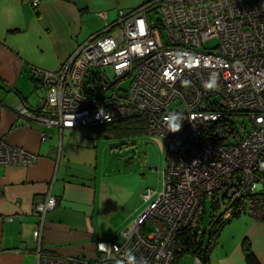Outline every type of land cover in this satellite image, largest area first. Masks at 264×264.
Instances as JSON below:
<instances>
[{
  "label": "built area",
  "instance_id": "2783aa9c",
  "mask_svg": "<svg viewBox=\"0 0 264 264\" xmlns=\"http://www.w3.org/2000/svg\"><path fill=\"white\" fill-rule=\"evenodd\" d=\"M209 40L214 46H206ZM35 73L46 96L38 111L22 103L26 117L64 129L145 116L147 133L166 138L161 192L145 190L147 208L121 240H98L95 255L43 252L44 221L56 198L37 205L41 264H127L128 250L148 264H174L179 232L198 228L209 202L218 209L214 215L224 211L228 218L242 203L264 220V0H150L120 10L57 70ZM122 79L130 80L128 88L119 86ZM169 113L183 115L179 132L166 126ZM237 116H247L250 125L237 141L221 137ZM37 159L0 137V165ZM145 221L154 224L149 235L142 232ZM100 243L115 247L102 251Z\"/></svg>",
  "mask_w": 264,
  "mask_h": 264
},
{
  "label": "crops",
  "instance_id": "0c3cea01",
  "mask_svg": "<svg viewBox=\"0 0 264 264\" xmlns=\"http://www.w3.org/2000/svg\"><path fill=\"white\" fill-rule=\"evenodd\" d=\"M147 1L0 0V137L38 154L31 165H0V264H41L34 236L41 220L36 207L48 195L56 204L46 213L43 252L93 256L97 241L105 239L97 224L105 209L119 207L115 183L89 179L80 169L94 167V148L78 147L74 134L79 127L47 126L22 115L19 107L24 102L36 111L46 96L36 68L57 70L107 21L118 19L120 10H134ZM245 211L221 228L208 264H247L246 245L264 264V220ZM190 256L194 264H203Z\"/></svg>",
  "mask_w": 264,
  "mask_h": 264
},
{
  "label": "rangeland",
  "instance_id": "374dc122",
  "mask_svg": "<svg viewBox=\"0 0 264 264\" xmlns=\"http://www.w3.org/2000/svg\"><path fill=\"white\" fill-rule=\"evenodd\" d=\"M151 15L155 21L159 17L156 10H152ZM102 26L103 24L100 28ZM215 43V40H209L206 46L211 47ZM107 76L113 80L110 69ZM129 84V79H122L119 82L122 88H128ZM233 121L241 132L245 124L250 125L247 116H237ZM77 130L74 137L78 147H93L96 153L92 157L95 161L94 167L88 169L80 165V169L88 173L89 179L98 176L101 181L116 184L113 193L119 209H105L103 218L97 225L104 231L103 238L121 240L123 232L132 222L133 215L149 205L150 200L144 198V191L153 189L157 196L162 190L163 170L166 165V138L148 134L146 131L116 134L91 127H79ZM211 209L209 202L203 219L205 228L210 222ZM153 229L154 224L151 221H145L142 225V232L145 235L151 234ZM184 257L182 264H194L196 261L188 254Z\"/></svg>",
  "mask_w": 264,
  "mask_h": 264
},
{
  "label": "trees",
  "instance_id": "16d2710c",
  "mask_svg": "<svg viewBox=\"0 0 264 264\" xmlns=\"http://www.w3.org/2000/svg\"><path fill=\"white\" fill-rule=\"evenodd\" d=\"M95 80V79H94ZM98 81H95L97 85ZM41 108H38L36 111L40 110ZM231 121V120H230ZM233 123V121H231ZM230 122L229 124V130L225 131V134L221 135V137L225 139H231L233 138V141H237L238 137L242 135L241 131L239 130L238 126L234 123L232 124ZM94 128L99 131H106L109 133H116V134H125V133H131V132H147V118L145 116H137V117H131L127 119H120L118 121L112 122V123H105L100 124L96 126H87ZM65 129V128H64ZM211 204V212H210V222L208 224V227L205 228L203 226V218L200 223V226L194 230L190 229H184L179 232L177 236V245L179 249L176 250L175 258H174V264H178L180 259L184 257L185 255H194L198 258H202L203 252H204V246L206 242L208 241V253L211 251L218 233L220 232L221 228L229 222L233 217L240 214L243 210V204L240 203L236 209H234L232 216L228 218H224L222 216H219V214H215V212H218V209H215V204L210 202ZM207 212V210H206ZM205 212V213H206ZM208 230H210V236L208 240ZM245 250V259L247 264H260L259 260L257 259L254 251L251 249L249 245H246L244 247ZM209 258L207 261V264L209 263Z\"/></svg>",
  "mask_w": 264,
  "mask_h": 264
},
{
  "label": "clouds",
  "instance_id": "9594fccd",
  "mask_svg": "<svg viewBox=\"0 0 264 264\" xmlns=\"http://www.w3.org/2000/svg\"><path fill=\"white\" fill-rule=\"evenodd\" d=\"M184 121L183 115L180 113H169L166 117V126L168 127L169 131L172 133L179 132L182 128V123ZM98 247L100 250H105L110 247L115 246H109L105 243L98 244ZM127 264H148L147 259L137 260L136 256L131 252V250H128L125 253ZM115 264H125V260L122 259H116Z\"/></svg>",
  "mask_w": 264,
  "mask_h": 264
},
{
  "label": "water",
  "instance_id": "95a60500",
  "mask_svg": "<svg viewBox=\"0 0 264 264\" xmlns=\"http://www.w3.org/2000/svg\"><path fill=\"white\" fill-rule=\"evenodd\" d=\"M237 201V199H235L233 201V204ZM224 214V211H222L219 216H222ZM209 236H210V230H208V240H209ZM207 248H208V241L206 242L205 246H204V252H203V255H202V263L203 264H207V261H208V258H209V253L207 251Z\"/></svg>",
  "mask_w": 264,
  "mask_h": 264
}]
</instances>
